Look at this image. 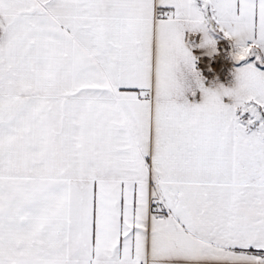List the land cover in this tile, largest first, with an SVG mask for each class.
<instances>
[{"label":"snow or ice","instance_id":"obj_1","mask_svg":"<svg viewBox=\"0 0 264 264\" xmlns=\"http://www.w3.org/2000/svg\"><path fill=\"white\" fill-rule=\"evenodd\" d=\"M0 264H264V0H0Z\"/></svg>","mask_w":264,"mask_h":264}]
</instances>
